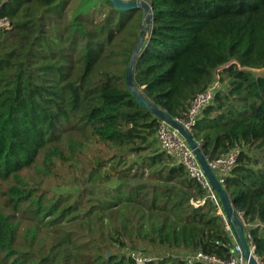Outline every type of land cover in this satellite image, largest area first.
Instances as JSON below:
<instances>
[{
	"label": "trees",
	"instance_id": "16d2710c",
	"mask_svg": "<svg viewBox=\"0 0 264 264\" xmlns=\"http://www.w3.org/2000/svg\"><path fill=\"white\" fill-rule=\"evenodd\" d=\"M141 1L148 29L110 0H0V264L231 255L222 203L155 146L126 82L141 37L133 84L170 117L218 82L193 137L210 159L243 147L224 188L264 264V0Z\"/></svg>",
	"mask_w": 264,
	"mask_h": 264
},
{
	"label": "built area",
	"instance_id": "2783aa9c",
	"mask_svg": "<svg viewBox=\"0 0 264 264\" xmlns=\"http://www.w3.org/2000/svg\"><path fill=\"white\" fill-rule=\"evenodd\" d=\"M218 86V82H214L209 88L197 95L191 102L186 113L181 117H175L174 120L180 123L184 129L188 130L193 136L194 126L196 125L198 119L200 118L203 110L212 103L215 92ZM156 139L160 145L161 150L178 163L182 164L188 175L193 178L198 185L207 193V197L214 201L220 211V197L217 191L214 189L212 183L207 177L200 161L198 160L194 149L190 146L187 139L181 134V132L175 127L171 126L164 120H158V127L156 131ZM198 147L201 146V142L196 141ZM243 151V147L237 145L224 155L210 159L206 157V161L210 169L214 172L219 183L224 187L227 177L231 174L232 170L237 164L239 156ZM237 215L242 219V213L237 212ZM228 229L231 230L230 225ZM233 234V233H232ZM234 247L232 253L227 259H222L216 254H208L203 251H195L186 253L183 255V260L185 264H249L246 259L242 247L236 241L234 234ZM252 250H255L254 246H251ZM131 258L134 260L135 264H148L154 257L151 255L142 253L140 251H131ZM254 255L259 262L262 264L259 257Z\"/></svg>",
	"mask_w": 264,
	"mask_h": 264
},
{
	"label": "water",
	"instance_id": "95a60500",
	"mask_svg": "<svg viewBox=\"0 0 264 264\" xmlns=\"http://www.w3.org/2000/svg\"><path fill=\"white\" fill-rule=\"evenodd\" d=\"M110 2L119 10H135V9H142L143 12L146 15V22L148 24L151 23L152 18V6L148 3L141 1V0H110ZM4 21H8L9 25H12V22L10 20L4 19ZM144 41V37H141L135 47L133 56L129 62V65L127 67L126 72V82L129 86V88L135 93L138 101L141 105L149 109L151 112H153L157 117H159L161 120L166 121L171 126L178 129L181 134L187 139L190 146L194 149V152L200 161L207 177L209 178L210 182L212 183L214 189L217 191L222 206L226 212V216L230 220V228L233 231L234 237L236 241L240 244L242 247L243 253L248 260L249 264H259L257 261L254 252L255 250L251 249L252 244L248 242L246 234H245V226L243 225V222L237 215V212L235 211L232 203L230 202L228 195L225 191V188L219 183L217 177L215 176L214 172L210 169V167L207 164L206 157L201 151V148L198 147L197 142L195 138L192 136V134L184 129V127L174 120V118L170 117L166 113L159 110L157 107L151 104L146 97L143 95L142 92L136 90L134 84H133V64L135 56L138 54L141 44Z\"/></svg>",
	"mask_w": 264,
	"mask_h": 264
},
{
	"label": "rangeland",
	"instance_id": "374dc122",
	"mask_svg": "<svg viewBox=\"0 0 264 264\" xmlns=\"http://www.w3.org/2000/svg\"><path fill=\"white\" fill-rule=\"evenodd\" d=\"M149 26H150V24L147 23V24H146V29H148ZM155 146L158 147V148H160V145H159L157 139H156ZM160 149H161V148H160ZM66 185H67V186L63 185L64 187H61V188H56L55 186H53V187L51 188V190H52L53 192H58V193L69 192V191H74V190H75L73 187H70V184H66ZM129 255H130V254H129Z\"/></svg>",
	"mask_w": 264,
	"mask_h": 264
}]
</instances>
